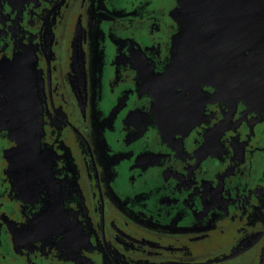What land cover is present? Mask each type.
<instances>
[{
  "label": "flooded vegetation",
  "instance_id": "obj_1",
  "mask_svg": "<svg viewBox=\"0 0 264 264\" xmlns=\"http://www.w3.org/2000/svg\"><path fill=\"white\" fill-rule=\"evenodd\" d=\"M199 1L0 0V264H264V100L161 82Z\"/></svg>",
  "mask_w": 264,
  "mask_h": 264
},
{
  "label": "water",
  "instance_id": "obj_2",
  "mask_svg": "<svg viewBox=\"0 0 264 264\" xmlns=\"http://www.w3.org/2000/svg\"><path fill=\"white\" fill-rule=\"evenodd\" d=\"M250 2L237 0L235 9L223 0H202L193 6L194 14L189 17L192 28L186 31L174 62L161 81L170 86L169 91L189 84L193 89L201 84L216 85L221 82L220 76L230 75L236 69L239 80L228 85L223 95L225 102L264 100V9H260L261 1L256 0V14H252ZM234 10L240 11V15L223 14ZM233 36L234 45L230 40ZM228 83L225 81V86Z\"/></svg>",
  "mask_w": 264,
  "mask_h": 264
},
{
  "label": "rangeland",
  "instance_id": "obj_3",
  "mask_svg": "<svg viewBox=\"0 0 264 264\" xmlns=\"http://www.w3.org/2000/svg\"><path fill=\"white\" fill-rule=\"evenodd\" d=\"M184 2V1H183ZM180 19V18H179ZM178 22V25L179 26H181V30H183V31H187L188 29L189 30H191V23H192V18H184V17H182V19H180L179 21H177ZM189 30H188V32H189ZM187 33V32H186ZM185 33V34H186ZM177 37V36H176ZM178 49H177V47H174V48H172V54H171V58L173 59V57L175 56V53H176V51H177Z\"/></svg>",
  "mask_w": 264,
  "mask_h": 264
}]
</instances>
